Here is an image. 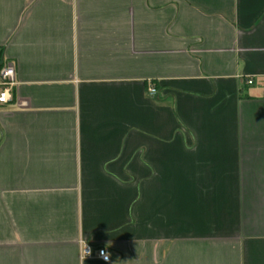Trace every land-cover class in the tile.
Returning <instances> with one entry per match:
<instances>
[{
    "label": "crops",
    "instance_id": "1",
    "mask_svg": "<svg viewBox=\"0 0 264 264\" xmlns=\"http://www.w3.org/2000/svg\"><path fill=\"white\" fill-rule=\"evenodd\" d=\"M0 63V264H264V0H0Z\"/></svg>",
    "mask_w": 264,
    "mask_h": 264
},
{
    "label": "built area",
    "instance_id": "2",
    "mask_svg": "<svg viewBox=\"0 0 264 264\" xmlns=\"http://www.w3.org/2000/svg\"><path fill=\"white\" fill-rule=\"evenodd\" d=\"M249 84L253 83L252 79L247 81ZM15 85V69L12 65H5L0 70V104L7 103L12 98V90ZM157 89L150 88V94L155 95ZM82 258H98L104 262H109L111 255L107 247L93 248L91 244L83 242L82 244Z\"/></svg>",
    "mask_w": 264,
    "mask_h": 264
},
{
    "label": "trees",
    "instance_id": "3",
    "mask_svg": "<svg viewBox=\"0 0 264 264\" xmlns=\"http://www.w3.org/2000/svg\"><path fill=\"white\" fill-rule=\"evenodd\" d=\"M3 67V64L2 63H0V70H1V68Z\"/></svg>",
    "mask_w": 264,
    "mask_h": 264
}]
</instances>
